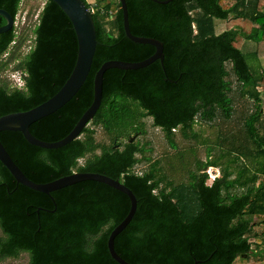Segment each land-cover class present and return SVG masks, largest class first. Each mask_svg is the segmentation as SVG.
<instances>
[{"label":"trees","instance_id":"1","mask_svg":"<svg viewBox=\"0 0 264 264\" xmlns=\"http://www.w3.org/2000/svg\"><path fill=\"white\" fill-rule=\"evenodd\" d=\"M83 1L96 32L90 70L70 100L29 125L41 140H59L70 132L92 101L93 77L104 61H139L154 52L152 45L126 37L119 0H96L93 5ZM20 2L0 0V8L14 19ZM125 2L131 33L160 40L163 62L106 69L100 105L70 142L43 148L27 142L19 131L4 130L3 146L35 182L97 172L127 186L136 209L114 237V249L129 263L234 264L250 255L264 259V64L259 60L264 56V0ZM217 19L226 25L220 32ZM4 23L0 15V25ZM32 34L31 46L20 54L24 38L17 39L15 26L0 33V57L12 48L9 58L0 60V71L17 58L13 69L20 70L23 80L21 87L0 81V116L47 100L74 65L77 43L72 24L52 0H44ZM251 40L257 44L253 52ZM241 48L250 55V63ZM231 74L239 94L253 103L243 121V141L226 149L235 156L207 183L206 168L221 167L225 155L220 149L227 136L215 139L208 158L196 160L195 169L188 171V180L173 182L161 159L144 154L145 143L129 141L131 133H144L143 118L151 117L175 148V130L194 137L197 122L218 126V121L230 120ZM97 127L111 139L109 144L96 140ZM217 133L224 135L220 127ZM216 148L218 154L210 156ZM141 161L148 164L138 172L134 166ZM129 206L126 194L91 179L48 194L36 191L17 183L0 162V262L26 253V264H120L110 256L106 240ZM256 224L263 225L259 233L254 231ZM253 237L260 239V250L252 248Z\"/></svg>","mask_w":264,"mask_h":264},{"label":"water","instance_id":"2","mask_svg":"<svg viewBox=\"0 0 264 264\" xmlns=\"http://www.w3.org/2000/svg\"><path fill=\"white\" fill-rule=\"evenodd\" d=\"M55 2L64 14L70 20L77 43V52L74 65L71 69L69 76L66 78L59 90L49 97L47 100L41 102L40 104L24 110L11 112L3 114L0 116V132L4 130L19 131L25 140L30 144L43 147V148H56L60 147L72 139L78 137L82 128L87 124V122L93 117L96 110L98 109L101 98H102V77L103 73L108 68H120V69H136L144 67L154 60H159L160 63L163 62V44L160 40L149 37L134 35L129 29L128 23V11L125 0H119L121 14H122V28L123 31L131 41L137 43H147L154 47V52L148 57L139 61H124L117 59H110L104 61L99 68L96 70L93 77V93L92 101L86 110L81 114L73 128L68 134L59 140L55 141H45L35 137L29 131V125L36 121L37 119L48 115L65 104L72 96L77 92L85 81L90 66L92 63V58L96 46V32L93 19L89 8L86 6L83 0H52ZM159 3H165L170 0H153ZM0 15L4 17L5 23L0 25V33L10 30L13 27V17L3 8H0ZM134 136L129 138V141L133 140ZM0 162L4 167L10 172L17 183L25 185L31 189L39 192L48 194L51 191L62 188L66 185L75 183L81 180H95L107 184L124 194L129 198L130 206L128 212L124 218L116 224L110 231L106 245L110 256L120 264H132L125 261L121 256L117 254L114 249V237L124 229L132 218L136 209V198L132 191L121 183L118 179H114L102 173L97 172H72L71 174L64 175L53 179L48 182H35L29 179L17 166V164L12 160L7 150L3 146L0 140ZM198 261H195L196 264ZM135 264H155V263H135Z\"/></svg>","mask_w":264,"mask_h":264},{"label":"rangeland","instance_id":"3","mask_svg":"<svg viewBox=\"0 0 264 264\" xmlns=\"http://www.w3.org/2000/svg\"><path fill=\"white\" fill-rule=\"evenodd\" d=\"M86 1L92 5L96 2V0ZM43 2L44 0H21L19 4V9L16 14L14 24L15 31L17 33V39L19 37L24 38V41L19 49L20 54L28 50V48L32 44V27L36 21L37 14L43 5ZM221 22H224V20L217 19L215 21L216 32H220L218 30L219 27L220 29L223 27L226 28L225 24L220 25ZM11 49L12 48L9 46L8 49L1 55L0 60L5 61L6 59H8L12 51ZM242 51L246 53L247 60L250 63V55L247 54L245 49H242ZM17 61V58L9 61L8 65L2 71H0V81H6L11 86L21 87L23 85L21 72L18 69H13L14 64ZM230 79H232L234 82L233 74L230 75ZM233 84L234 86L230 93L233 98V115L230 120H220L218 121V126H208L209 124L197 122L194 125L193 129L197 136L194 137H183L178 130H175V148L171 147L168 144L162 130L152 124L151 117L143 118V129L145 131L144 133H131V136H134L133 140H137L140 143H145L144 154L146 156H149L151 160H154L156 158L161 159V165L167 173V177L172 179L173 182L188 180V171L195 169L196 160H201L203 162L206 158H208L207 149L210 143H212L215 139L220 140L222 137L227 136V138H223L225 142L223 143V145H221L222 149H220V152L225 151V155L221 159L223 164L219 168L211 167L213 170L214 168H217L218 172H216V175H220L222 173V166L225 165L224 163L235 156L234 153H230V155L226 153V149L232 144H238L240 143V141H243V138L245 136L243 121L253 109V103L247 96H241L239 94L238 88L235 86L236 83L234 82ZM262 108L264 111V104L262 105ZM218 127L223 130L224 135H218ZM227 129L230 133V136L227 133ZM235 136H237V138H235ZM95 137L96 140L100 143L109 144L111 142V139L104 133V131L100 127L96 128ZM98 151L99 150H97V152ZM218 152L219 148L212 149V151L210 152V156L214 157L218 154ZM242 160L245 161L244 159ZM242 160L240 159L239 162H243ZM147 164V162L141 161L134 166L135 170L140 172L146 168ZM206 182L208 183V181ZM254 227V230L259 233L262 231L263 225L256 224ZM250 241H254V239L251 238ZM252 248L257 250L258 245L252 244ZM27 261V254L21 253L18 258H7L0 262V264H26ZM234 264H264V260L258 258V256L250 255L247 258L246 256H243V258H237Z\"/></svg>","mask_w":264,"mask_h":264},{"label":"crops","instance_id":"4","mask_svg":"<svg viewBox=\"0 0 264 264\" xmlns=\"http://www.w3.org/2000/svg\"><path fill=\"white\" fill-rule=\"evenodd\" d=\"M256 42L255 41H252L251 40V52H253V50H255L256 49ZM259 60L261 61V63L262 64H264V56H259ZM212 167V166H211ZM207 181H208V183L209 182H211L210 180H208V178H207ZM255 228V227H254ZM255 231V230H254ZM255 232H257V231H255ZM258 233V232H257ZM253 239H254V241L253 242H255L254 244L255 245H258V249L257 250H260V248H262V245L260 244V239L259 238H256V237H253ZM257 242H259V243H257ZM255 250V249H254ZM257 250H255V251H257ZM264 260V259H263Z\"/></svg>","mask_w":264,"mask_h":264},{"label":"built area","instance_id":"5","mask_svg":"<svg viewBox=\"0 0 264 264\" xmlns=\"http://www.w3.org/2000/svg\"><path fill=\"white\" fill-rule=\"evenodd\" d=\"M16 17V16H15ZM15 18L13 20V26H15ZM216 172L217 171V168H214V170L211 168V166H209L207 169H206V173L208 174V180L212 181L214 179V177L216 176Z\"/></svg>","mask_w":264,"mask_h":264}]
</instances>
